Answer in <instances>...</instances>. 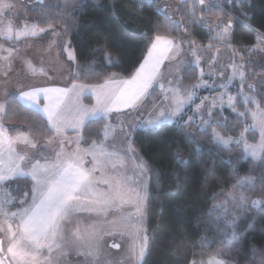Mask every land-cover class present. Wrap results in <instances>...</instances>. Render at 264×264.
I'll list each match as a JSON object with an SVG mask.
<instances>
[{
    "label": "trees",
    "instance_id": "trees-1",
    "mask_svg": "<svg viewBox=\"0 0 264 264\" xmlns=\"http://www.w3.org/2000/svg\"><path fill=\"white\" fill-rule=\"evenodd\" d=\"M163 1L32 0L33 5L28 4L25 8V17L39 28L48 29V25H52L55 30L63 32L76 55L73 69L83 73L77 65L87 64L95 68L94 74H82L79 78L73 73L72 79L76 83H102L110 74L130 77L144 59L155 36L160 35L173 40L183 50L194 46L200 49V54L210 57L216 54L224 64L241 63L245 89L264 107V60L257 59L253 49L257 32L264 35V0H243V3L221 0L226 11L235 16L229 38L224 42L215 39L216 32L206 27L215 19L212 14L220 13L218 10L210 8V12H205L196 7L193 0H176L178 21H173L159 9ZM66 3L79 5L71 9L67 21L60 16L46 15L62 12ZM224 15L229 17L226 13ZM65 23L70 26L66 32L63 30ZM51 33L47 30L37 37L45 41ZM4 42L9 44L12 41ZM105 52L111 54L110 61ZM199 76L195 64L185 63L180 67V81L185 85L195 84ZM239 103L237 100L236 112L229 108L215 112V119H226L227 126L214 124V128L225 136L246 132V136L254 140L255 132L247 129L251 118ZM242 112L246 114L239 115ZM1 122L8 134L26 133L31 141L39 138L41 144L45 137L53 136L47 130L44 116L23 105L16 93L6 96ZM105 123L104 116L88 122L83 130L87 142L81 145L88 146L92 140L103 141ZM212 127V124L208 125L203 131L189 127V131L195 133L193 143H189L184 129L176 121L133 131L132 146L151 169L148 171L151 195L146 202L145 218L146 234L151 242L143 264H189L193 260L206 264L207 258L218 249L222 253L219 256L232 264H256L252 259L251 245H264V186L260 180L264 174V161L254 165L253 160L245 158L235 145L224 148L208 143ZM195 142H201L202 146L198 147ZM177 143L181 144V154L188 163L177 162L174 155ZM177 175L183 184H178ZM244 177H255V183L234 189L233 186ZM30 186V178H18L3 185L10 192L11 208L20 206V198ZM231 191L243 192L250 200L260 199L262 203L256 206L249 203L248 211L241 214L231 203L228 196ZM226 201L229 213L235 212L239 216L235 228L236 238L241 240L239 250L230 246L226 237V233L232 232L225 223L231 216H225L222 208L213 209L214 205ZM249 225L253 226L252 229ZM245 234L248 239H243Z\"/></svg>",
    "mask_w": 264,
    "mask_h": 264
},
{
    "label": "snow or ice",
    "instance_id": "snow-or-ice-1",
    "mask_svg": "<svg viewBox=\"0 0 264 264\" xmlns=\"http://www.w3.org/2000/svg\"><path fill=\"white\" fill-rule=\"evenodd\" d=\"M199 2L202 6L205 5V0H199ZM226 2L231 3L232 0H226ZM240 3H243V0H240ZM78 6L77 4L69 5L66 3L62 12H49L46 15L52 18L60 16L61 19L67 21L72 14L71 9ZM12 7L14 5L0 0V14H3L6 9L11 10ZM231 24L232 21L230 20L229 27H231ZM69 27L68 23H65L63 30L66 32ZM47 30H51L56 37L63 35V32L58 33L52 25H48V29L39 28L38 31L35 27L32 30L25 27L24 30L18 31L16 36L17 38L29 35L36 36L38 33H44ZM12 34L11 23H9L6 30H0V37L5 39H11ZM227 36L228 27L217 33L214 38L225 40ZM97 38H99V35ZM262 40H264V37H262ZM161 42L166 48L174 43L171 39L160 35L155 36L144 62L128 78L116 79L115 74H110L104 78L102 83L98 84L73 83L71 88L37 86L32 87L29 91L20 92L19 98L22 101L35 106L47 117V130L51 131L53 136L45 137L42 144L39 142V138L31 141L23 134L14 138H6L2 126H0V187L18 178H30L31 180V186L24 191L19 201L20 206L16 211L10 212L8 210L6 206L8 201L0 203V218H3L5 223L8 221L16 223L15 229L12 223H8L5 238L0 239V253L11 257L9 264H63L61 257L67 254L65 249L71 250L63 231L65 222L70 220L72 216L84 212L99 215L106 213L113 207L120 209L124 204L130 202L125 199L126 192H131L138 202V206L135 208L136 219L140 220L144 216V205L150 198L151 193L147 184L143 185L142 191L139 186L136 189L127 186L130 179L127 173L121 174L117 170V162L120 167L124 166L123 156L120 152L108 151L109 146L104 141L92 140L87 148H82L81 144L87 142L83 130L93 118L100 117L101 114L104 117H110L113 113L121 112L122 109H138L146 103V98L150 95L149 89L152 88L154 81L160 78V64L162 61L159 56L154 55V52ZM7 51L11 56L13 50L7 49ZM63 51L68 54L69 61H76L71 41L64 42ZM104 55L109 61L111 60L109 52H105ZM4 59H8V57H4ZM199 62L198 60L197 63ZM77 68L83 69V73L75 69L72 70L78 78L82 74L95 73V68L89 67L87 64L77 65ZM43 71L41 69L42 73ZM233 71L235 72V68ZM200 75H203V70H201ZM240 78L242 80L244 78L242 72ZM49 79L52 78L49 77ZM199 86L198 84L191 85L186 90L185 96H181V90L176 89L172 103L166 107L162 103L154 102L152 110L155 114L151 119L143 121L142 126L159 127L164 121L175 120L184 129V135L189 143H193L192 137L195 136V133L189 131V126L194 121L195 116L183 120V111L185 103L192 100L194 90ZM221 87H225V85H221ZM161 88H163V84H161ZM89 91L95 99V104L91 107L84 105L82 102V97ZM69 97L72 98L71 103L68 102L67 98ZM162 99L167 101L168 96L165 95ZM216 99L213 98V107H215ZM41 102H43L42 108L40 107ZM233 102L234 97L229 96L227 101L229 107L233 106ZM253 103H256V101L253 100ZM157 108H159V111H156ZM203 108L204 101H201V104L196 106L194 113L201 112ZM0 111H3V106H0ZM233 111H235L234 108ZM245 114L242 112L239 115L244 116ZM213 115L212 108H209L208 118H202V124L215 123L217 127L227 126L226 119L213 121ZM251 115L254 121L252 127L260 130L261 141L259 144H248L244 139V133H241V137L238 139L225 138L220 132L216 131V128H213L208 143L229 148L233 143L239 145L243 142L246 158L250 156L254 165L257 162L264 161V110H259L258 105V112L254 111ZM258 115L259 119H257ZM108 127L109 123L106 122L103 128L105 140L108 139ZM136 127V124H130L127 127L121 126L120 131L124 133L123 139L128 141L127 148L122 149V151L125 155L131 153L134 158L140 161L136 167L142 170V173L148 172L151 169L146 166L143 158L138 156L136 149L132 146V133L127 130V128L134 130ZM68 130L76 133L75 141L65 136V132ZM200 130L203 131V127ZM113 131L115 132V128H113ZM17 143L30 147L31 154L17 152L15 147ZM73 143L76 145L74 149L71 148ZM195 143L198 147L202 146L201 142ZM5 150L8 153L7 159H5ZM182 151L181 144L177 143L174 152L177 162L180 164L188 163L181 154ZM45 152L51 155H45ZM87 156L92 158L93 167L91 168L86 167L85 158ZM42 160L43 163H41ZM109 163L112 165V174L107 178H103L105 174L101 173L102 178L97 179L96 173L102 166ZM28 164L31 165L30 168L26 167ZM255 180V177H244L233 188L243 187L246 183L254 184ZM260 180L262 186H264V174L261 175ZM177 181L178 184H183L178 175ZM228 196L231 203L235 205L237 211L241 214L248 211L249 203L252 206L262 203L260 199L250 200V197L243 192L231 191ZM227 204L226 201L214 205L213 209L222 208L225 216H231V219L225 221L226 225L232 228V232L226 233V237L229 245H234L239 250L241 240L236 238L235 232L239 216L235 212L229 213ZM217 219L219 218L217 217ZM252 227V225H249V229H252ZM4 231L3 226L0 225V232ZM144 231L146 233L147 230ZM75 236L77 241L76 250L79 254H84L81 251L83 247L82 237L78 232L75 233ZM243 239H248L246 234ZM93 242V237H90L87 242L89 248L87 255L92 257L91 264H100L101 255L98 250L94 249ZM150 242V238L146 234L141 239L139 229H137V234L133 238L130 249L133 258L132 264H143L145 255L149 251ZM5 243H7L6 253L4 251ZM251 247L253 261L256 264H264V245L257 247L253 244ZM45 251L48 253L47 256L44 255ZM54 252L57 254L55 257H53ZM221 254V250L218 249L210 255L209 264H232L231 261L218 260L217 256ZM0 264H4L3 258H0ZM106 264H119V262L107 261ZM189 264H203V261L193 260Z\"/></svg>",
    "mask_w": 264,
    "mask_h": 264
},
{
    "label": "rangeland",
    "instance_id": "rangeland-1",
    "mask_svg": "<svg viewBox=\"0 0 264 264\" xmlns=\"http://www.w3.org/2000/svg\"><path fill=\"white\" fill-rule=\"evenodd\" d=\"M136 1L141 3L150 0ZM193 1L196 7L199 6L198 8L204 9L205 12H210L212 8L220 12H215L218 15H215L214 13L212 14L215 19L211 20L210 23H207L206 27L209 30H214L213 32H216V35L228 27L227 38H229V32L232 28V24L231 27H229V22L230 20L232 21V19H235V16L231 15L229 11H226L221 0H205L204 6L200 5L198 0ZM3 2L12 4L14 7H12L11 10L6 9L3 14H0V30H6L9 23H11L13 32L11 39L0 37V106L4 105L3 101L10 93H18L19 91L30 87L43 85H70V83L73 82L72 70L74 62L69 61L67 58L68 54L63 51L64 42L70 40L66 39L64 35L56 37L53 35V32L45 41L37 37L42 33H38L36 36L29 35L17 38L16 33L24 30L25 27L29 30H32L34 27L37 31L39 29L37 25L25 17V8L28 4H30L29 6L33 5V2L32 0H3ZM159 9L167 16H170L173 21H178L176 16V0H164L160 4ZM223 12L229 17L225 18V15L222 14ZM206 19L207 22H209V18ZM201 21L204 22L203 17ZM55 31L58 33L60 32V30ZM257 33V43L253 46L255 51L254 55L257 59L264 60V40H262L264 35L260 32ZM4 40L12 42L7 44ZM19 40H21V43H17ZM221 41L224 42V40ZM7 49L13 50L11 56H9ZM4 57H8V59H4ZM198 60L200 61L199 63H197ZM185 63L195 64L199 68V74H201V70H203V75H200L198 81L195 83L200 86L194 90L192 100L187 101L184 106L183 120H188L190 116H195L194 121L189 127H197L198 129L203 127L204 129L212 124L213 130L215 123L208 125L202 124V118H208V109L212 108L213 114L224 108H229L232 111L234 108L236 112L238 108L235 105L238 100L243 111L248 112L251 118V124L247 129L254 131L256 134L255 139L250 140L246 136V132H241L244 133V139L250 145L259 144L261 141L260 130L252 127L254 121L251 113L254 111L258 112V105L259 110H264V107H261L254 94L245 89L243 84L244 78L243 80L240 78V73L242 72L244 74V69L242 68L241 63L232 61L224 64L223 60L217 59L216 54L213 55V57H210L207 54H200V49L194 46L185 50L181 49L180 46H176L168 52L167 58L160 69V78H158L157 81H154L152 88L149 89L150 95L146 98V103L138 109H128L124 110L122 113H113L110 117H105L106 122L109 123V127L107 129L108 139L105 140L104 137L103 141L109 146L108 151L120 152L121 156H123L124 166L120 167L117 162V170L121 174L125 172L127 173V176L130 178L127 182V186L131 189H136L139 186L142 191L144 184H147L149 189V176L148 172L142 173V170L136 167V165L140 163L138 159L134 158L131 153L125 155L122 151V149L127 148L128 141L123 139L124 133L120 131V128L122 125L127 127L130 124H136V128H151L142 126V122L151 119L154 116L155 113L152 110L154 102L162 103L165 107L170 105L176 89H180V95L185 96L186 90L191 86L185 85L180 81V67ZM234 68L235 72L233 71ZM41 69L44 70L43 73L41 72ZM49 77L52 79H49ZM161 84H163V88H161ZM221 85H225V87H221ZM165 95L168 96L167 101H163L162 99ZM229 96L234 97L232 107H229L227 103ZM214 97L217 98L215 100V107H213ZM253 100H255L256 103H253ZM201 101H204L203 110L199 113H194L196 106L200 105ZM156 111H159V108H157ZM1 118L2 111H0V126H2L6 138L12 137L13 135L8 134L4 129L5 127L2 125ZM259 118L258 115L257 119ZM212 119L213 121L216 120L214 115ZM173 121L175 120H167L164 121L163 124L171 123ZM113 128H115V132L113 131ZM127 130L131 133L134 131L132 128H127ZM216 131L219 132L217 129ZM191 132L193 133V131ZM241 133L235 136L222 135L225 138L232 137L233 139H238L241 137ZM22 134L30 140L26 133ZM75 138L76 137H71L73 141H75ZM18 145L21 148V154L25 152L31 154L32 150L30 147H26L21 143H18ZM232 145L240 148L245 157L243 142L239 145L233 143L230 146ZM71 147L74 149L76 147L75 143H73ZM137 154L139 157H142L139 153ZM45 155L51 154L45 152ZM7 156L8 153L5 150V159H7ZM247 158L251 157L249 156ZM85 159L86 167H93L91 156H87ZM144 163L146 164L145 161ZM146 166L148 167L147 164ZM26 167L30 168L31 166L26 165ZM101 173L105 174V177L103 178L110 176L112 174V165L109 163L102 166L96 173L97 179L102 178ZM125 199H128L130 202L124 204L120 209L113 207L106 213L99 215L96 213L84 212L72 216L70 220L65 222L63 227L65 231H63L65 233L67 244L71 246V250L65 249L67 254L61 257L63 264H91L92 257L87 255L89 251L87 242L90 237H93L94 249L98 250L101 255L100 264H106L107 261L119 262V264H132L133 258L130 249L133 243V238L137 234V229H139L141 239L146 234L144 231L146 229V204L144 205V216L140 220H137L135 217V208L138 206V202L135 200V197L131 192L125 193ZM4 201H8L6 206L10 212L17 210V208L10 207V204L12 203L10 192L2 186L0 187V203ZM8 223H12V226L15 229V222L8 221L5 223L3 218H0V225H2L5 230L4 232H0V239L5 238ZM77 232L82 237L83 247L81 251L84 254H79L76 250L77 241L75 233ZM115 243L118 244L119 248L116 247L117 249L110 250L108 246ZM4 251L6 253L7 243L4 245ZM44 255L47 256L48 253L45 251ZM56 255L57 254L54 252L53 257ZM0 258L4 259V264H9V261L11 260L10 256H5L2 253H0ZM217 259L229 261L220 256H217ZM206 264H209V258H207Z\"/></svg>",
    "mask_w": 264,
    "mask_h": 264
},
{
    "label": "crops",
    "instance_id": "crops-1",
    "mask_svg": "<svg viewBox=\"0 0 264 264\" xmlns=\"http://www.w3.org/2000/svg\"><path fill=\"white\" fill-rule=\"evenodd\" d=\"M199 1V0H198ZM199 4H200V2H198ZM201 5V4H200ZM170 17V16H169ZM166 38V37H165ZM169 39V38H168ZM152 45V44H151ZM151 45H150V47H151ZM178 47V45H176V44H171V45H168L167 46V48L165 47V45L163 44V42H161V44L159 45V47H158V49L154 52V55H156V56H159V58L161 59V64H160V69L162 68V65H163V62L166 60V58H167V55H168V52L170 51V49H172V48H174V47ZM148 55V51H147V53H146V55H145V57ZM145 57H144V59H145ZM144 59L142 60V62L141 63H143L144 62ZM140 63V64H141ZM140 66V65H139ZM138 66V67H139ZM116 79H124V77H115ZM73 83H76V82H71L70 83V85H67V86H59V85H43V86H38V87H60V88H71V86H72V84ZM77 84H81V83H77ZM32 87H30V88H28V89H24V90H21V91H29L30 89H31ZM21 91H19L18 93H16L17 95H18V99H19V101L23 104V105H25V106H27V107H29V108H32V109H34V110H36V111H38V112H40L43 116H44V118L47 120V117L43 114V112H41L40 110H38L35 106H33V105H30V104H27V103H25L24 101H22L20 98H19V94H20V92ZM6 98V97H5ZM85 98V99H84ZM68 99V102L69 103H71L72 102V98L71 97H69V98H67ZM5 100V99H4ZM82 102H83V104L84 105H88L89 107H91L92 105H94L95 104V99H94V96L92 95V93H91V91H89L88 93H86L83 97H82ZM3 103H4V101H3ZM40 107L42 108L43 107V102H41V105H40ZM124 110H128V109H122L121 110V112H118V113H122V112H124ZM118 113H115V114H118ZM100 116H103V114H101ZM94 119V118H93ZM5 129V128H4ZM6 130V129H5ZM7 132V131H6ZM8 133V132H7ZM22 134V133H21ZM18 135H20V134H18ZM17 134L16 135H13L12 137H16V136H18ZM65 136L66 137H68V138H71V137H76V133H74L73 131H71V130H68V131H66L65 132ZM15 147H16V150H17V152H19L20 154L22 153L21 152V148H20V146L18 145V143L15 145ZM81 147L82 148H87L88 146H82L81 145ZM72 148V147H71ZM35 158H39V157H35ZM44 161L42 160L41 161V163H43ZM29 166H31L30 164H28ZM64 230V229H63ZM65 231V230H64ZM81 234V233H80ZM115 245V246H114ZM119 248V246H118V244L117 243H115V244H110L109 246H108V248L110 249V250H115V249H117V248Z\"/></svg>",
    "mask_w": 264,
    "mask_h": 264
}]
</instances>
